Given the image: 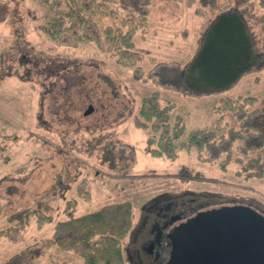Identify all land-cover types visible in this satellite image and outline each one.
<instances>
[{
	"label": "rangeland",
	"instance_id": "rangeland-1",
	"mask_svg": "<svg viewBox=\"0 0 264 264\" xmlns=\"http://www.w3.org/2000/svg\"><path fill=\"white\" fill-rule=\"evenodd\" d=\"M256 1L253 11L260 15L263 8ZM193 7L185 0H151L149 25L133 36L144 69L158 60L188 59L200 43L205 19ZM44 14L37 0H0V230L8 227L7 216L16 209L41 210L52 217L39 225L32 213L18 239L1 236L0 263L49 237L56 221L67 217L71 198L76 200L74 215L131 201L132 240L125 239V264H137L135 252L143 259L145 253L137 252L143 236L134 240L133 233L138 226L149 229L154 197L198 196L191 214L234 202L249 203L264 214V177L238 174L235 162L222 169L216 162L202 161L193 148H179L173 160L148 152V132L134 118L139 98L156 89L155 84L134 79L131 68L91 42L53 40L43 30ZM124 15L119 9V16ZM97 23L102 27L114 21L101 17ZM254 30L259 35L260 26ZM160 91L161 101H174L184 115L182 142L194 130L214 125L212 107L220 97L263 96L264 69L244 75L220 93ZM89 105L93 110L84 114ZM223 114L221 124L236 122L231 113ZM164 254L152 256V264H164ZM27 264L84 263L75 252L51 246Z\"/></svg>",
	"mask_w": 264,
	"mask_h": 264
},
{
	"label": "trees",
	"instance_id": "trees-1",
	"mask_svg": "<svg viewBox=\"0 0 264 264\" xmlns=\"http://www.w3.org/2000/svg\"><path fill=\"white\" fill-rule=\"evenodd\" d=\"M37 1L45 12L43 30L50 38L66 44L91 42L109 52L117 63L131 68L134 79L155 84L156 89L139 98L134 118L135 125L148 132V152L173 160L179 148H193L202 161L216 162L222 169L235 162L238 174L264 177V95L220 97L212 107L214 125L194 130L178 142L185 132L184 115L177 111L174 101L162 102L160 91L220 93L244 75L264 69V0L256 1L263 8L260 15L253 11V0H236L238 4L233 6L230 0L224 4L218 0H185L194 6L196 15L205 18L200 43L187 60H158L148 69L139 64L143 54L134 48L133 36L139 27L149 25L151 0ZM119 9L126 12L124 17L119 16ZM101 17H111L114 23L101 27L97 23ZM256 25L260 26L259 35L254 30ZM225 111L236 122L221 124ZM75 206V198L68 199L67 217L56 221L49 237L26 245L0 264H27L35 253L48 251L51 246L60 252H75L84 264H125V239L132 240L131 201L106 203L80 215L73 214ZM32 213L37 214L39 225L52 218L41 210L16 209L8 214L9 225L0 230V237L18 239Z\"/></svg>",
	"mask_w": 264,
	"mask_h": 264
},
{
	"label": "water",
	"instance_id": "water-1",
	"mask_svg": "<svg viewBox=\"0 0 264 264\" xmlns=\"http://www.w3.org/2000/svg\"><path fill=\"white\" fill-rule=\"evenodd\" d=\"M92 110L89 105L84 114ZM166 237L170 248L164 264H264V214L249 204L198 210Z\"/></svg>",
	"mask_w": 264,
	"mask_h": 264
},
{
	"label": "flooded vegetation",
	"instance_id": "flooded-vegetation-1",
	"mask_svg": "<svg viewBox=\"0 0 264 264\" xmlns=\"http://www.w3.org/2000/svg\"><path fill=\"white\" fill-rule=\"evenodd\" d=\"M198 198V196L171 197L167 194H163L161 196L154 197L153 200H150L153 205L149 208V212H151V214L153 213V219L149 222V229L144 231L142 227L138 226L136 231L133 233L134 240L140 233L143 236L140 251L138 250L137 252L145 253L143 256L144 262L141 258V254L135 252L134 255L137 264H152V256L155 257L160 253L163 257L165 252L167 255L170 244L168 238L166 237V233L179 221L190 216L191 207H193L196 203L195 200ZM174 216L180 217L176 221H173ZM145 220L143 219V221Z\"/></svg>",
	"mask_w": 264,
	"mask_h": 264
}]
</instances>
